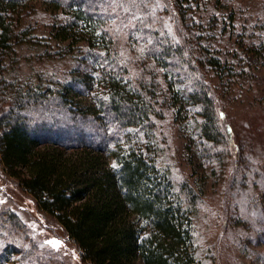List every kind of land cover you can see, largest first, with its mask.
<instances>
[{
	"label": "trees",
	"instance_id": "16d2710c",
	"mask_svg": "<svg viewBox=\"0 0 264 264\" xmlns=\"http://www.w3.org/2000/svg\"><path fill=\"white\" fill-rule=\"evenodd\" d=\"M202 4L0 0V164L84 264H203L206 186L226 170L228 225L264 245V156L248 143L229 164L238 151L205 78L228 89L248 76L264 18L228 45L235 13L204 16ZM181 124L187 175L164 155Z\"/></svg>",
	"mask_w": 264,
	"mask_h": 264
},
{
	"label": "rangeland",
	"instance_id": "374dc122",
	"mask_svg": "<svg viewBox=\"0 0 264 264\" xmlns=\"http://www.w3.org/2000/svg\"><path fill=\"white\" fill-rule=\"evenodd\" d=\"M35 4L41 9L39 2ZM202 6L207 7L199 11L204 16L215 9L216 14L224 16L223 19L229 12L235 13V32H230L231 24L225 27L223 40L228 45L235 42V33L241 32L239 24L248 25L257 20L258 15L264 18V0H203ZM164 19L175 30L177 25H174L171 15L165 13ZM244 56L248 76L231 82L228 89L217 84L213 72L206 71L205 75L218 101L220 116L223 114L221 123L229 128L232 146L239 153H234L235 158L229 164L233 159L239 160L249 144L256 155L264 156V59L251 53H244ZM182 124L177 127L171 125V139L164 154L171 159L177 175H187L190 170L183 148L185 127ZM227 174V170L222 172L217 183L213 178L207 182L204 199L206 218L200 220L198 227V238L205 251L203 264H263L256 253H263L264 245L251 244L243 228L237 231L228 225L227 212L231 210L232 200L222 194L223 188L227 190L229 185ZM0 201V264H84L77 247L68 240L60 225L38 209L32 196L19 187L15 178L4 172L1 164ZM9 213L18 221L17 226L8 222ZM53 239L61 241L58 249L44 243Z\"/></svg>",
	"mask_w": 264,
	"mask_h": 264
},
{
	"label": "snow or ice",
	"instance_id": "6c2138e0",
	"mask_svg": "<svg viewBox=\"0 0 264 264\" xmlns=\"http://www.w3.org/2000/svg\"><path fill=\"white\" fill-rule=\"evenodd\" d=\"M170 30V29H169ZM161 71H163V69H161ZM104 99H107V97H104ZM221 116H223V114L221 113ZM113 167H116V164H113ZM2 202V201H0ZM45 244L51 245L54 248H59L61 246V241L53 239V240H47L44 242ZM43 246V245H42Z\"/></svg>",
	"mask_w": 264,
	"mask_h": 264
}]
</instances>
